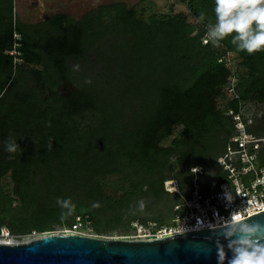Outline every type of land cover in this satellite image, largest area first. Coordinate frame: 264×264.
<instances>
[{
  "label": "trees",
  "instance_id": "16d2710c",
  "mask_svg": "<svg viewBox=\"0 0 264 264\" xmlns=\"http://www.w3.org/2000/svg\"><path fill=\"white\" fill-rule=\"evenodd\" d=\"M183 1L215 23L214 0ZM204 34L183 12L146 19L122 1L27 23L0 0V227L19 237L70 228L77 216L97 232L172 218L180 198L164 181L177 179L189 195L190 168L217 163L233 134L228 110L264 102V50L237 51L231 36L219 50ZM227 51L238 97L223 90ZM250 130L264 132V116ZM211 178L202 193L224 173Z\"/></svg>",
  "mask_w": 264,
  "mask_h": 264
},
{
  "label": "built area",
  "instance_id": "2783aa9c",
  "mask_svg": "<svg viewBox=\"0 0 264 264\" xmlns=\"http://www.w3.org/2000/svg\"><path fill=\"white\" fill-rule=\"evenodd\" d=\"M15 36L17 37L16 34ZM206 39L207 33L204 34L202 43L206 44ZM9 52L18 53L16 50ZM223 57L231 69V75L223 90L231 97H238L236 54L227 51ZM228 114L233 119L234 131L226 148L216 158L218 167L224 173L217 188L208 194L200 191L199 177L204 174V170L199 165L190 168L192 188L189 195L182 192L177 179L165 180L164 189L177 193L180 198L173 205L171 222L161 225V235L130 239H152L189 230L214 228L226 225L232 216L248 217L264 210V132L255 133L250 130L253 121L242 111V104L239 111L229 109ZM89 228H92L90 221L77 216L71 227L64 229L61 234L93 236L84 232ZM0 236L6 241L13 235L8 227L2 226Z\"/></svg>",
  "mask_w": 264,
  "mask_h": 264
},
{
  "label": "water",
  "instance_id": "95a60500",
  "mask_svg": "<svg viewBox=\"0 0 264 264\" xmlns=\"http://www.w3.org/2000/svg\"><path fill=\"white\" fill-rule=\"evenodd\" d=\"M247 218L264 230V210ZM226 231L223 225L152 239L44 233L26 241L0 242V264H228L232 252Z\"/></svg>",
  "mask_w": 264,
  "mask_h": 264
},
{
  "label": "rangeland",
  "instance_id": "374dc122",
  "mask_svg": "<svg viewBox=\"0 0 264 264\" xmlns=\"http://www.w3.org/2000/svg\"><path fill=\"white\" fill-rule=\"evenodd\" d=\"M12 1H13L14 15L18 16L20 20L27 23L36 22L38 20L43 19L44 16L47 14H55L57 12H66L71 16L78 18L85 12L97 7L100 4L113 3L118 1L124 2L128 7L134 5L137 9V13L146 19H148L149 16L153 14L159 18H166L173 16L176 13L183 12L186 14V17L190 22H193L194 24L203 27L205 29V34L208 31L209 22L212 19L211 14H209V16L206 17L195 16L193 10H190L187 6V3L183 0H12ZM214 46L216 48H219V50H223L220 44ZM244 75L245 72L240 73V76H244ZM225 94L228 97H231V95L228 92H225ZM241 104H242V111L244 112V114L251 117L253 124H258V119L264 116V102H259V103L242 102ZM179 130H180L179 127L176 128L174 134L164 139L162 143L165 145L169 144L171 139L175 135H177ZM217 168L218 165L217 163H215L213 165H209V167H207L204 170V174L201 177H199L200 186L207 184V182L209 183L213 181L211 176L212 175L214 176V173L216 172ZM2 182L4 185L7 184V187L9 186L8 178H4ZM182 192L184 193L185 190ZM171 197L172 196H168V198ZM178 200L179 197L176 199V201ZM143 201L145 203H149L151 201V198H146ZM164 202L165 200H162L159 203V205L163 204ZM165 211H167V209H164L163 212ZM168 214L170 215L171 212ZM169 215H165L166 220L165 223L161 224L162 226L171 222V218H170L171 215L170 216ZM161 225L158 226L155 222L149 221L146 225L141 226L139 222L134 221L132 222V224H130L127 227H119L105 232H97L93 228H89L84 232L93 236L106 237V238H125V239L145 238V237L161 235L163 228V227L161 228ZM52 228H53L52 230L42 233L33 231L30 234L22 235L19 237L11 236L7 241L9 242L26 241L44 233L61 234L63 230L66 229L65 226L62 225H54ZM0 240H4V238L0 236Z\"/></svg>",
  "mask_w": 264,
  "mask_h": 264
},
{
  "label": "clouds",
  "instance_id": "9594fccd",
  "mask_svg": "<svg viewBox=\"0 0 264 264\" xmlns=\"http://www.w3.org/2000/svg\"><path fill=\"white\" fill-rule=\"evenodd\" d=\"M214 13L215 23L208 26L205 43L218 45L231 36L237 51L252 55L264 50V0H214ZM5 148L15 153L19 145L10 139ZM247 221V217L232 216L226 224L225 238L232 252L228 264H264V230L260 224ZM221 251L218 245L219 261L223 259Z\"/></svg>",
  "mask_w": 264,
  "mask_h": 264
},
{
  "label": "bare ground",
  "instance_id": "6f19581e",
  "mask_svg": "<svg viewBox=\"0 0 264 264\" xmlns=\"http://www.w3.org/2000/svg\"><path fill=\"white\" fill-rule=\"evenodd\" d=\"M4 240H0V242H3ZM7 241V240H6ZM9 242V241H8ZM10 242H12V241H10Z\"/></svg>",
  "mask_w": 264,
  "mask_h": 264
}]
</instances>
